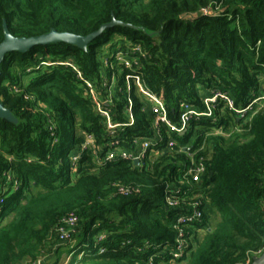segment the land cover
I'll list each match as a JSON object with an SVG mask.
<instances>
[{
  "label": "trees",
  "instance_id": "trees-1",
  "mask_svg": "<svg viewBox=\"0 0 264 264\" xmlns=\"http://www.w3.org/2000/svg\"><path fill=\"white\" fill-rule=\"evenodd\" d=\"M113 20L126 26L86 50L35 46L0 65L16 119H0V264H56L67 247L63 264H250L264 247V0H0V43L3 25L15 38L85 37ZM126 76L175 127L213 92L249 108L217 101L179 135L154 125ZM143 140L137 166L122 158ZM194 203L201 218L176 227Z\"/></svg>",
  "mask_w": 264,
  "mask_h": 264
},
{
  "label": "built area",
  "instance_id": "built-area-1",
  "mask_svg": "<svg viewBox=\"0 0 264 264\" xmlns=\"http://www.w3.org/2000/svg\"><path fill=\"white\" fill-rule=\"evenodd\" d=\"M126 66H129V65L126 63ZM131 79L134 80L135 86L137 87L138 91L149 102V111L154 116V125L156 126L157 124H164L172 132H175L179 135H183L185 133L191 116H193L195 118H201V117L210 118V117H212L213 109H212L211 105L215 104L217 101H223L225 103L226 107H228L230 110L234 111L238 115H243L246 112V110L249 108L248 107L244 110H235L233 107L232 100L229 97H227L225 94H222L221 92H213L210 96L205 97L203 100V103L205 105V111L197 112L191 108L186 107V112H184L180 116L179 126L175 127V126H172L167 119L166 112L164 111L162 99L151 94V93H149L148 90L142 88L140 86L138 78L136 76H126L125 77V82H126L127 86H129V80H131ZM94 101H95V99H94ZM128 104L131 105L130 100H128ZM100 113L108 121L107 113L104 111H100ZM128 113H129V124L131 125L133 123V117L131 116L130 111H128ZM109 127L112 128L111 125H109ZM173 143L174 142L169 141L167 143V146L172 147ZM149 145H150L149 140L140 141L138 143L137 151L135 153L132 154V153L123 152L121 156H122V158L128 159L131 162H134L135 160L139 162L144 157ZM184 148L187 149V147H184ZM203 174H204V167L201 164H199L196 168L188 170L185 173V176L188 175L189 180L187 179V182L190 184H193V183H197ZM169 200L170 199L167 200L169 206H172V207L177 206V202H173V201H171V200L169 201ZM197 207H198L197 203H194L193 208H195V209H194L193 213L189 214V215H185V216H179L175 222V226L181 227L184 224L192 223L193 220L200 219L202 213L199 210H197ZM64 223L66 224V226L70 227L73 225L74 219H68V220L64 221ZM179 236H181V232H179ZM185 248H186V244L184 243L183 240L180 239V241L178 242V247H177L175 254H174V258L175 259H181L183 256L182 254H183V251ZM262 251H264V247L256 255H259ZM37 264H40V263H37Z\"/></svg>",
  "mask_w": 264,
  "mask_h": 264
},
{
  "label": "water",
  "instance_id": "water-1",
  "mask_svg": "<svg viewBox=\"0 0 264 264\" xmlns=\"http://www.w3.org/2000/svg\"><path fill=\"white\" fill-rule=\"evenodd\" d=\"M126 26L120 23L111 21L109 24L103 25L100 29L92 33L88 36H75L68 33H61L51 30L49 33L32 38H15L13 37L7 30L6 26L3 25V40L0 43V65L4 61V58L7 54L10 53H26L31 48L35 46H46L49 44H58L64 43L70 46L77 47L81 50H86V47L89 43H91L96 37H98L105 29L110 28L114 25ZM0 119L11 124L16 123V119L10 113V111L3 107L0 102ZM133 164L137 166L139 164L138 161H134ZM250 264H264V251H262L259 255H254L251 257Z\"/></svg>",
  "mask_w": 264,
  "mask_h": 264
},
{
  "label": "rangeland",
  "instance_id": "rangeland-1",
  "mask_svg": "<svg viewBox=\"0 0 264 264\" xmlns=\"http://www.w3.org/2000/svg\"><path fill=\"white\" fill-rule=\"evenodd\" d=\"M215 220H217V218L212 220L211 223L213 224L215 222ZM197 235H198V237H201L203 235V233H198ZM54 253L51 255V257L54 255ZM69 257H71V248L67 247V248H64V250L62 249L59 252V254L57 255V263L56 264H63V262H65L66 258H69ZM48 259H49V256H48Z\"/></svg>",
  "mask_w": 264,
  "mask_h": 264
},
{
  "label": "crops",
  "instance_id": "crops-1",
  "mask_svg": "<svg viewBox=\"0 0 264 264\" xmlns=\"http://www.w3.org/2000/svg\"><path fill=\"white\" fill-rule=\"evenodd\" d=\"M46 261H47V258L44 259V260H42V261L40 262V264H43V263L46 262Z\"/></svg>",
  "mask_w": 264,
  "mask_h": 264
}]
</instances>
